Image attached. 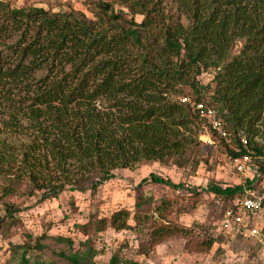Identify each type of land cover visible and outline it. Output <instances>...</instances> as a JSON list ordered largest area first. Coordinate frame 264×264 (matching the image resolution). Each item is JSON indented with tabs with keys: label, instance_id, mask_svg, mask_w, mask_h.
<instances>
[{
	"label": "trees",
	"instance_id": "obj_1",
	"mask_svg": "<svg viewBox=\"0 0 264 264\" xmlns=\"http://www.w3.org/2000/svg\"><path fill=\"white\" fill-rule=\"evenodd\" d=\"M174 2L176 15L165 13L163 0H83L93 17L86 18L79 11L10 7L0 0L3 196L20 188L39 200L64 190L93 194L117 168L133 169L142 161L182 165L203 131L225 155L247 153L257 164L251 179L223 187L209 181L203 188L220 202L217 220L233 198L258 189L264 179V0ZM202 71L210 72L205 92L197 79ZM183 96L186 102L179 100ZM196 102L215 110L227 138L198 116ZM240 130L246 148L236 137ZM146 182L185 187L153 173L136 187ZM185 190L193 202L179 211L188 212L200 193L192 186ZM155 203L138 191L132 211L118 208L75 226L95 236L106 227L129 228L131 218L136 226H151L148 247L171 236L188 237L183 226L152 221ZM158 206L163 216L174 201L163 197ZM12 209L4 205L5 213ZM39 237L32 245L37 249ZM211 244L205 235L187 250L206 252ZM80 245L60 255L70 264H94L91 238ZM109 264H118L116 254Z\"/></svg>",
	"mask_w": 264,
	"mask_h": 264
},
{
	"label": "rangeland",
	"instance_id": "obj_2",
	"mask_svg": "<svg viewBox=\"0 0 264 264\" xmlns=\"http://www.w3.org/2000/svg\"><path fill=\"white\" fill-rule=\"evenodd\" d=\"M10 7L36 6L49 11H79L86 18H93L83 4V0H5ZM166 14L176 15L174 0H163ZM136 21L141 15L135 14ZM183 23L186 22L181 17ZM236 44L232 50L238 49ZM210 76L209 71H202L197 76L199 86H205ZM206 90L203 87V92ZM206 132L198 135L192 155L182 165L173 162L161 164L157 161H142L135 168H117L113 176L96 187L91 194L84 191H62L56 198L38 199V194H22L21 188L15 194L3 196L0 192V264H70L60 253L70 254L75 249L81 250L80 242L90 237L96 250L92 260L94 264H109L112 254H116L118 264H264V246L255 239H245L218 235L217 217L219 204L217 197L204 191L209 181L220 186L234 185L243 180L222 150L206 141ZM208 144H213L211 148ZM250 163L257 164L250 160ZM253 168V166H251ZM246 174H251L249 169ZM153 173L167 178L173 183L185 187H196L199 191L196 202L188 212L179 208L189 207L193 202L191 193L185 187L173 189L163 184L146 182L136 187L142 177ZM264 187V181L256 187ZM140 191L151 197L155 205H150L149 212L153 222H173L189 231L188 237L171 236L152 246H146L148 224L134 225L129 218V228L114 230L106 227L101 233L88 235L75 226L89 217L108 216L118 208L133 210L135 194ZM169 198L174 206L166 217L159 208L160 198ZM11 204V214L5 213L4 205ZM219 205V206H218ZM3 219L1 220V217ZM257 224L264 231V213ZM220 233V232H219ZM264 233V232H263ZM45 234L44 237H39ZM26 235V236H25ZM62 235L72 241H57L53 236ZM205 235L212 238V244L206 252L187 250L197 239ZM28 236V237H27ZM39 237L41 248H34V240ZM22 252L23 258H22Z\"/></svg>",
	"mask_w": 264,
	"mask_h": 264
},
{
	"label": "built area",
	"instance_id": "obj_3",
	"mask_svg": "<svg viewBox=\"0 0 264 264\" xmlns=\"http://www.w3.org/2000/svg\"><path fill=\"white\" fill-rule=\"evenodd\" d=\"M179 100L186 102L187 98L183 96ZM194 106L198 116L203 118L219 136L228 137L223 121L217 116L212 107L205 106L202 102H196ZM236 137L242 147L246 148V135L240 130L236 133ZM206 141L212 143L208 136H206ZM230 160L234 169L242 174L243 177H248L249 179L255 177L256 166L250 163V157L247 153L235 157L231 156ZM249 169H251V174L247 175L246 173L250 171ZM263 213L264 187L259 186L258 189L252 190L246 189L243 195L232 199L231 206L223 210L222 217L217 223V231L230 237L240 235L245 239H255L264 246V231L257 224L259 216Z\"/></svg>",
	"mask_w": 264,
	"mask_h": 264
}]
</instances>
